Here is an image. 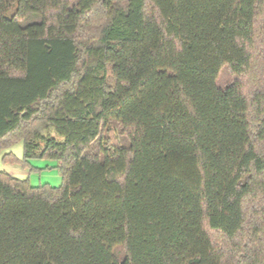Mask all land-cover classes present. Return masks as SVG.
<instances>
[{"label":"trees","instance_id":"16d2710c","mask_svg":"<svg viewBox=\"0 0 264 264\" xmlns=\"http://www.w3.org/2000/svg\"><path fill=\"white\" fill-rule=\"evenodd\" d=\"M18 140L63 185L0 172V264H264V0H0Z\"/></svg>","mask_w":264,"mask_h":264},{"label":"rangeland","instance_id":"374dc122","mask_svg":"<svg viewBox=\"0 0 264 264\" xmlns=\"http://www.w3.org/2000/svg\"><path fill=\"white\" fill-rule=\"evenodd\" d=\"M233 80L234 76L225 67L219 74L217 84L219 87L224 88L232 83ZM53 136L56 137L54 133ZM10 154L22 162L24 160V141L18 140L0 151V172L7 173L18 180H29L33 187L49 185L58 188L63 185V176L58 168L57 161L33 159L28 161L27 166H24L22 163L6 162L4 158ZM113 254L119 262L123 261L125 255L121 247H115Z\"/></svg>","mask_w":264,"mask_h":264}]
</instances>
